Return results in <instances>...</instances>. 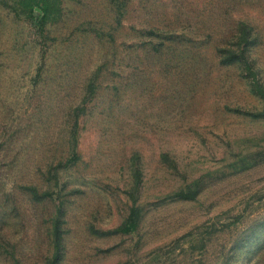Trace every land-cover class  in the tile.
Returning a JSON list of instances; mask_svg holds the SVG:
<instances>
[{"label":"rangeland","instance_id":"374dc122","mask_svg":"<svg viewBox=\"0 0 264 264\" xmlns=\"http://www.w3.org/2000/svg\"><path fill=\"white\" fill-rule=\"evenodd\" d=\"M53 1L0 0V264H46L58 206L59 264H264V0Z\"/></svg>","mask_w":264,"mask_h":264},{"label":"trees","instance_id":"16d2710c","mask_svg":"<svg viewBox=\"0 0 264 264\" xmlns=\"http://www.w3.org/2000/svg\"><path fill=\"white\" fill-rule=\"evenodd\" d=\"M17 1L21 6H24L25 8L29 9L30 15L36 13V18H37L36 23L41 29H44V25L46 24V22L53 16V12H51V8L55 4L53 0H17ZM253 43H254V39L252 38V28L244 22H239L235 40L230 43L231 47L219 49V53L221 55V63L226 64L231 62H239L243 65V67L246 70H250L251 64L246 54V50L248 46L252 45ZM252 79H253L252 82H250L251 91L262 100L263 102L262 113L264 114V87L261 84H259L257 80H255L254 78ZM263 154H264V150L262 152H258L256 156L262 157ZM250 165L248 164L245 167H250ZM196 196H197V192L192 190L181 191L175 195L176 198L185 201H193L196 199ZM138 219H139V209L132 208L128 217L121 224V226H119L114 231V233L129 234L133 232L137 228ZM63 235H64L63 209L62 206H58V209L56 211V217L52 225L53 253L46 262V264H59L61 259L63 258L64 255Z\"/></svg>","mask_w":264,"mask_h":264}]
</instances>
